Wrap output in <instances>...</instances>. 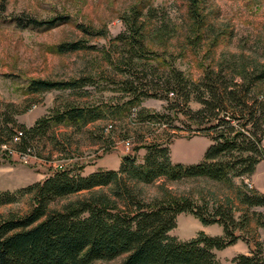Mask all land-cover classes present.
Masks as SVG:
<instances>
[{"label":"rangeland","instance_id":"rangeland-1","mask_svg":"<svg viewBox=\"0 0 264 264\" xmlns=\"http://www.w3.org/2000/svg\"><path fill=\"white\" fill-rule=\"evenodd\" d=\"M134 10L140 14L139 25L144 26L148 54L143 61L133 60L126 43L117 40L128 36L126 20ZM61 17L68 20L53 28L20 27L17 21L49 22ZM81 26L105 35L91 37ZM74 42H82L85 49L59 52V46ZM133 67L140 76L148 73L149 80L151 68H157V77L176 69L194 82L210 69H225L239 80L254 74L264 68V0H0V114L3 105L15 104L23 112L17 117L19 123L30 128L68 105L101 112L99 120L85 127L67 122L54 125L51 134L38 141L29 155L16 152L14 143L0 146V192H15L42 182L61 168L87 176L95 170H113L127 155L143 163L146 151L138 143L142 136L147 142L172 138L173 163H201L211 141L194 132L197 127L189 119L172 114V130L164 132L158 125L139 126L136 115L140 108L125 109L129 98L120 84ZM143 67L150 70L145 72ZM80 79L91 85L74 91L28 90L33 81ZM257 88L264 92V82ZM167 105L165 100L150 98L143 100L141 108L165 113ZM190 106L200 108L194 102ZM261 163L253 176L230 183L207 178L160 179L140 188L149 201L191 202L208 212L222 209L232 218L228 227L240 241L250 249L257 244L264 249V207L242 203V194H264V160ZM86 194L59 200L52 207L61 208ZM31 207V199L25 197L0 207V214L20 217ZM191 220L201 225L193 215L180 214L171 236L183 242L196 238L199 230L192 227ZM125 258L94 264H122Z\"/></svg>","mask_w":264,"mask_h":264},{"label":"trees","instance_id":"trees-1","mask_svg":"<svg viewBox=\"0 0 264 264\" xmlns=\"http://www.w3.org/2000/svg\"><path fill=\"white\" fill-rule=\"evenodd\" d=\"M139 18L134 10L126 20L128 36L117 40L126 43L133 60L143 61L148 52ZM67 20L61 17L49 22L17 21L20 27L53 28ZM81 29L91 37L105 35L82 26ZM58 49L60 53L77 52L85 45L74 42ZM133 68L120 84L129 98L125 109L140 108L136 123L142 128L158 125L164 132L172 130V114L189 119L197 127L194 132L211 141L202 162L189 166L173 163L172 138L147 142L142 136L138 143L146 151L143 163H138L136 156L127 155L118 170H98L87 176L61 168L42 182L15 192H0V207L25 197L32 202L31 210L24 216L6 218L0 214V264H94L120 256H126L122 264H222L215 251L240 241L228 227L232 218L222 209L208 212L191 202L149 201L140 186L160 179L207 178L230 183L235 178L253 176L264 160V92L257 88L264 82V68L240 80L225 69H210L198 82L187 80L176 69L157 77V68L143 67L145 72L153 71L149 80L148 73L140 76ZM89 85L87 79L62 83L40 80L33 81L28 90L74 91ZM150 98L167 101L166 112L151 113L141 108L143 100ZM192 102L200 108L192 109ZM2 109L0 146L14 143L15 151L22 155L32 153L35 144L48 137L54 125L67 122L77 128L85 127L101 115L96 108L68 105L28 128L19 123L17 117L23 112L15 104H5ZM83 193L86 196L61 208L52 207L59 200ZM242 203L264 207V194H242ZM182 213L193 215L203 225L222 226L224 235L199 233L194 239L180 241L170 233L177 228ZM233 263L264 264L263 246L257 244L248 255L236 256Z\"/></svg>","mask_w":264,"mask_h":264},{"label":"crops","instance_id":"crops-1","mask_svg":"<svg viewBox=\"0 0 264 264\" xmlns=\"http://www.w3.org/2000/svg\"><path fill=\"white\" fill-rule=\"evenodd\" d=\"M119 165L117 167L112 168V169L117 170L119 168ZM261 165H262V163H260L258 165L257 171L259 170V167ZM101 169H107V168H101ZM96 171H98V170H95L94 172H96ZM94 172H92V173H94ZM262 187L264 188V185H262ZM191 221L193 224L192 227H194V229H196L197 231L199 230V232H197V234L198 233H204V234L211 236V237H222L224 235V229L220 225H217V224L216 225H203L202 223L200 225L197 223L196 220H191ZM215 253H216L218 260L222 264H225V262H227L228 260L233 262V259L238 255H248L250 253V247L246 243H244L242 241H238L236 244H234L230 247H227L224 250H221V251L216 250ZM232 264H234V263H232Z\"/></svg>","mask_w":264,"mask_h":264},{"label":"built area","instance_id":"built-area-1","mask_svg":"<svg viewBox=\"0 0 264 264\" xmlns=\"http://www.w3.org/2000/svg\"><path fill=\"white\" fill-rule=\"evenodd\" d=\"M16 140H18V139H16Z\"/></svg>","mask_w":264,"mask_h":264}]
</instances>
